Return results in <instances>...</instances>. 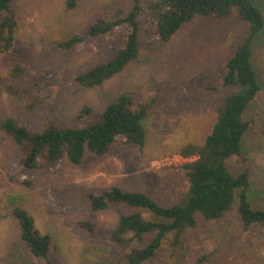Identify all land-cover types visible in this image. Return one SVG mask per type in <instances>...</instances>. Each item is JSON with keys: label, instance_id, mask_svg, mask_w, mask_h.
Segmentation results:
<instances>
[{"label": "rangeland", "instance_id": "obj_1", "mask_svg": "<svg viewBox=\"0 0 264 264\" xmlns=\"http://www.w3.org/2000/svg\"><path fill=\"white\" fill-rule=\"evenodd\" d=\"M151 1L140 4L145 8ZM120 2L128 9L132 5L131 0H84L68 11L66 0L13 2L18 28L13 49L0 54V123L14 118L32 134L50 125L83 128L99 122L106 106L124 92L154 106L144 121V147L118 141L105 155L87 152L80 165L63 158L56 172L23 169L24 152L0 129V264H48L47 259L33 256L23 242L15 206L27 210L37 228L51 236V264H119L126 250L117 253L108 241L91 238L80 223L91 221L100 234H108L118 227L121 216L139 209L121 204L95 212L92 194L119 187L142 192L165 208L186 201L190 183L181 151L191 144L203 145L212 133L232 92L223 85L225 66L248 37L250 24L196 16L171 40L161 42L154 17L145 10L139 58L102 85L84 87L76 78L114 58L125 43L121 28L106 36H89L90 26L113 15ZM253 2L264 14V0ZM76 34L85 37L81 44L70 51L59 47ZM252 50L262 90L242 115L250 122L242 143L247 162L231 157L227 167L234 176L250 168L248 200L254 209L263 210L264 28ZM18 64L24 73L15 78ZM167 89L175 92L169 94ZM85 108L91 112H84ZM11 174L31 184L11 181ZM241 193L242 189L236 190L223 218L204 221L199 215L197 227L188 229L178 245L176 234L168 233L154 256L141 264H264V223L243 221ZM154 237L151 233L147 240Z\"/></svg>", "mask_w": 264, "mask_h": 264}, {"label": "trees", "instance_id": "obj_2", "mask_svg": "<svg viewBox=\"0 0 264 264\" xmlns=\"http://www.w3.org/2000/svg\"><path fill=\"white\" fill-rule=\"evenodd\" d=\"M82 1L66 0V9L74 10ZM140 1L131 0L130 9L120 2L113 15L100 18L90 26L91 37L106 36L121 28L126 39L114 58L79 75L76 81L80 85L98 87L139 58L144 48L140 31L145 10L154 17L161 42L171 40L185 23L196 16L240 19L250 24V32L225 66L223 85L232 92L220 109L212 133L206 137L203 145L191 144L181 151L183 157L193 158L183 165L190 183L184 204L165 208L142 192H130L119 187L91 195V209L95 212L121 204L139 209L138 212L121 216L118 227L108 234H100L97 225L91 221L80 223L91 238L108 241L117 253L126 250L127 254L119 264H141L150 259L170 232L176 234L174 243L178 245L188 229L197 227L199 215L204 221L223 218L231 208L237 189H242L239 212L243 221L247 225L264 223V209H254L248 200L250 168L234 176L227 167V160L231 157L241 159L244 164L247 162L242 143L250 122L243 121L242 115L262 90L252 44L264 28V14L253 0H152L145 8ZM13 2L0 0V54L10 52L16 41L18 17ZM84 40L85 37L76 34L60 43L59 47L70 51ZM23 73L24 68L18 64L13 70V77L17 78ZM166 92L173 94L175 90L167 89ZM153 106L152 101L140 100L132 93L124 92L106 106L99 122L83 128L50 125L43 132L32 134L14 118H7L0 123V129L12 137L18 151L24 152L20 163L23 169L47 168L56 172L63 158L80 165L87 152L105 155L118 141L144 147L147 140L144 121ZM84 112L89 114L91 109L85 108ZM10 180L21 181L26 186L31 184L29 180H21L14 174L10 175ZM13 212L20 223L21 238L32 255L47 259L51 264L48 259L51 236L37 228L35 218L27 210L15 206ZM151 233H155V237L148 241Z\"/></svg>", "mask_w": 264, "mask_h": 264}, {"label": "built area", "instance_id": "obj_3", "mask_svg": "<svg viewBox=\"0 0 264 264\" xmlns=\"http://www.w3.org/2000/svg\"><path fill=\"white\" fill-rule=\"evenodd\" d=\"M191 160H193V158H185V157L181 156V162L187 163Z\"/></svg>", "mask_w": 264, "mask_h": 264}]
</instances>
